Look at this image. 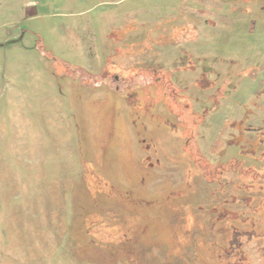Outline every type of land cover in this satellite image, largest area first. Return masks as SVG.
<instances>
[{
	"label": "rangeland",
	"instance_id": "1",
	"mask_svg": "<svg viewBox=\"0 0 264 264\" xmlns=\"http://www.w3.org/2000/svg\"><path fill=\"white\" fill-rule=\"evenodd\" d=\"M0 264H264V0H0Z\"/></svg>",
	"mask_w": 264,
	"mask_h": 264
}]
</instances>
